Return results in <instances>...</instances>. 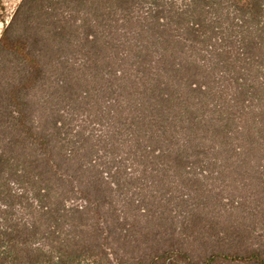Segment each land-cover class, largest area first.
<instances>
[{"label":"trees","instance_id":"obj_1","mask_svg":"<svg viewBox=\"0 0 264 264\" xmlns=\"http://www.w3.org/2000/svg\"><path fill=\"white\" fill-rule=\"evenodd\" d=\"M0 264H264V0H21Z\"/></svg>","mask_w":264,"mask_h":264},{"label":"rangeland","instance_id":"obj_2","mask_svg":"<svg viewBox=\"0 0 264 264\" xmlns=\"http://www.w3.org/2000/svg\"><path fill=\"white\" fill-rule=\"evenodd\" d=\"M20 1L21 0H0V35L4 28V24L8 22Z\"/></svg>","mask_w":264,"mask_h":264}]
</instances>
